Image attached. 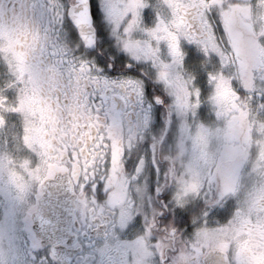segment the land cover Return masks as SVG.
<instances>
[{
    "label": "flooded vegetation",
    "instance_id": "af4514ba",
    "mask_svg": "<svg viewBox=\"0 0 264 264\" xmlns=\"http://www.w3.org/2000/svg\"><path fill=\"white\" fill-rule=\"evenodd\" d=\"M77 2L0 0V264H202L210 251L226 253L230 264H264V227L239 231L230 220L237 199L252 187L264 133L253 139L229 131L204 146L215 159L214 176L219 158L209 153L211 143L221 154L234 150L222 148L228 138L239 144L230 152L239 155L233 172L244 179L229 208L228 198L215 208L210 190L199 198L208 161L191 171L197 159L188 138L189 123L208 128L211 114L221 117L214 103L219 85L212 84L224 73L233 79L225 89L236 97L221 120L237 128L261 118L253 100L239 93L264 95V0H174L175 11L163 2L175 18L151 26L141 19L150 3L130 0L122 17L131 34L161 25L158 47L137 60L123 47L129 42L109 36L101 0H90L97 51L109 53V64L121 58L115 76L100 72L69 21ZM11 117L30 157L12 153ZM260 175L262 206L264 167ZM56 177L69 181L77 197L68 239L54 246L64 252L63 263L52 246H43L33 218L43 185ZM194 183L197 193L189 188ZM205 211L208 235L228 231L206 250L189 241ZM199 248V259L187 261Z\"/></svg>",
    "mask_w": 264,
    "mask_h": 264
},
{
    "label": "rangeland",
    "instance_id": "374dc122",
    "mask_svg": "<svg viewBox=\"0 0 264 264\" xmlns=\"http://www.w3.org/2000/svg\"><path fill=\"white\" fill-rule=\"evenodd\" d=\"M146 1L150 4L146 6V10L143 14V17H141L142 22L144 23L147 22V24L151 26L155 24L158 20L165 19V18L172 19V16L173 18H175V15L170 14V10L168 9V7H165L163 3V2H166L168 6L171 8V10L175 11L176 4L174 3V0H160L161 2L158 3L157 1L156 4H154L152 0H146ZM129 2L130 0L128 1L126 0H101V10H103L102 20L107 22L106 28L111 38L119 39L120 42H123V43L125 41L129 42L128 44H126V46H123V45L122 46L124 47L125 50L127 49L133 52L134 59L136 58L137 60L141 56H144V55L146 56L148 51H151V46L155 49L158 47L159 44H158V41L156 40L157 39L156 36L159 35V30H161V25H157V27L154 28V30H152L153 32L151 30H148L147 27L146 28L143 27L139 31H137L136 34H131L129 20L125 17L124 18L122 17L124 7H127L129 4L133 5L132 2L131 3ZM121 6H123V8H121ZM163 50L166 51L164 46H163ZM134 59L133 61L136 62ZM234 73H236L235 69H234L233 74ZM219 78L221 79L220 81L221 83L220 84L219 82L215 83V79H219ZM228 78L229 80L231 79V83L233 84V79L231 78V75L228 76L225 73L220 77L215 76V78L213 79L215 84L214 83L212 84L216 86L219 85L218 86L219 94L217 98L215 97L214 103L217 106H219L218 113L220 114L221 117H217L216 114L208 113V114H211L212 122L208 124V126L210 127L203 128L201 125L197 126L196 121L194 120L192 123H189L190 128L188 131L189 142L191 141L190 143H192L191 145L193 148V151L190 153V157L192 159H195V158L197 159L196 165L190 166L192 167L191 171L193 173L197 171L196 169L198 167L199 160L205 159L206 161H208V164L205 166V171L209 175L208 176L209 178L204 187L205 188L204 191L200 192L202 193V195L199 196V198L201 199V201H203L204 200L203 196L207 194L208 190H210V192L208 193L209 196L212 197L216 195L218 198V201L214 202L215 208L219 207V205H221L224 200H227V198L228 200L231 199V201L233 202L230 204L228 203L227 207L229 208L230 205L234 206V199L231 198V195H233L236 192V189L240 190V184L242 182V179H244V177L242 173L236 174V172L235 173L233 172L234 169L237 166H239L237 162V158L239 155L235 154L234 152H230V151H235V147L237 148L239 144L238 143L228 144L229 143V138H228V140L225 141V143L224 142L222 143L224 144V147L222 148L227 149L228 147H230L232 149V147L234 146V150L222 151V154H221L220 150L217 149V145H215L214 143L221 136H226L227 132L229 131L230 132L232 131L233 134L235 133V131H237L238 133H243V134L246 131V133H250L253 135L252 137L253 139L258 138L259 133H264V118H263L264 112L261 113L262 111L259 110L260 109L259 106H257V108L255 107V102H258V98L256 100V98L253 97L255 95L256 97L261 96V93L263 94L262 91H260L261 93H258V92L253 93L251 91H248V93H244V94L239 93L241 97H245V98L248 97L247 98L248 100L249 99L253 100L254 108L256 111V116H259L261 118L254 119V118L249 117L250 118L249 121L246 122L245 120H242V122L244 123L242 125H239L237 128L232 127L230 124H228L227 119L224 122L221 120V119L224 120V115L222 116V114H224L225 107L229 108L232 104L235 103L234 98L236 97V94L235 95L229 94V91L225 89L226 85L224 84V82L228 84L229 83ZM211 88L213 87L211 86ZM10 96H8L9 100H11ZM206 102L208 103L209 100H206L205 98H203V101H202L203 105H205ZM247 113L245 112V115ZM11 122L13 123L11 127V133H12V139H13L12 153L15 156H19V157L20 156L30 157V155L26 152L27 150L25 151L24 149H22L21 147L22 145H20L19 143L20 131H19L18 124H16L13 121V117H11ZM234 135H236V133ZM211 138H213L215 142L211 143V146L208 147V151L212 156L217 155L218 153V158H219L217 160V164H216L217 170L214 176L213 174L210 175L209 172L212 170L213 165L215 164L214 162L215 159L213 157L214 160L212 161L211 156L204 153V146H207L206 144H208V141L211 140ZM230 140L233 141L235 139L231 138ZM253 143H256V142L253 141ZM259 153H261V155L259 154V157H257L259 167L256 168L257 169L256 173L251 178V182H250L252 187L250 188V190L246 192L247 195L245 197L240 196V198L238 199L236 198L237 204H238V206H235V208L237 209L236 211L237 218H235L236 216L230 218V220L236 222L235 229L239 231L247 229L248 232H250L252 231V228L253 229H257V228L263 229L264 227V205L261 206L262 196L260 194L261 189H262L260 173H261V167H264V145L259 149ZM247 183H248L247 186L250 187L249 186L250 183L249 182ZM197 187H198L197 183H194L193 185L189 186V188L194 190L195 193H197L198 191ZM251 192L253 193L252 195L253 198L250 197L252 194ZM254 213L256 215L255 218H253ZM217 214L218 212L213 214V216H216ZM201 217H203L201 220L198 219L199 221L197 223L198 229L195 231V233H193L189 241L198 242L199 244H202L206 250L210 242L217 241L218 243H221L223 241L222 237L228 231L221 230L220 234L208 235V232H211V233L213 232L212 231L207 232L206 230V227L209 226V220H207L208 215L206 214V211L203 213ZM6 225H7V222H4L3 225L1 226L5 227ZM211 225H213V229H214L215 226H217V223H214ZM252 225L256 227H253ZM212 236H215L216 238H211ZM202 252L204 253V251L200 248L198 252H189L187 253L186 260L189 261L191 258H194V257H197L199 259L200 255L203 254ZM189 264H198V263L190 262Z\"/></svg>",
    "mask_w": 264,
    "mask_h": 264
},
{
    "label": "water",
    "instance_id": "95a60500",
    "mask_svg": "<svg viewBox=\"0 0 264 264\" xmlns=\"http://www.w3.org/2000/svg\"><path fill=\"white\" fill-rule=\"evenodd\" d=\"M77 1V4L69 9V21L72 22L87 49L96 47L97 32L90 10V0ZM43 190L44 195L38 200V209L33 216L34 228L42 239L43 246H52L58 262L63 263L65 262L64 252L54 246L68 239L67 235L70 234L77 197L72 184L60 177L46 182ZM202 264H230V262L226 253L210 251L203 258Z\"/></svg>",
    "mask_w": 264,
    "mask_h": 264
},
{
    "label": "snow or ice",
    "instance_id": "6c2138e0",
    "mask_svg": "<svg viewBox=\"0 0 264 264\" xmlns=\"http://www.w3.org/2000/svg\"><path fill=\"white\" fill-rule=\"evenodd\" d=\"M229 18L231 20L236 19L235 13L230 14ZM73 36L75 37V33H73ZM87 54L89 56L95 57L96 62L101 66L100 72L107 73L109 75L115 76L117 73L120 72L121 67V58L119 56H115V62L109 64V53L105 51H97V47H92L90 49H87ZM131 71L132 69H128Z\"/></svg>",
    "mask_w": 264,
    "mask_h": 264
},
{
    "label": "trees",
    "instance_id": "16d2710c",
    "mask_svg": "<svg viewBox=\"0 0 264 264\" xmlns=\"http://www.w3.org/2000/svg\"><path fill=\"white\" fill-rule=\"evenodd\" d=\"M94 11H95V14H96V20H98L99 21V19H100V13H99V10H97V7L95 6V8H94ZM100 22V21H99Z\"/></svg>",
    "mask_w": 264,
    "mask_h": 264
},
{
    "label": "built area",
    "instance_id": "2783aa9c",
    "mask_svg": "<svg viewBox=\"0 0 264 264\" xmlns=\"http://www.w3.org/2000/svg\"><path fill=\"white\" fill-rule=\"evenodd\" d=\"M257 98H258L260 105L263 104V99L261 97H257Z\"/></svg>",
    "mask_w": 264,
    "mask_h": 264
},
{
    "label": "clouds",
    "instance_id": "9594fccd",
    "mask_svg": "<svg viewBox=\"0 0 264 264\" xmlns=\"http://www.w3.org/2000/svg\"><path fill=\"white\" fill-rule=\"evenodd\" d=\"M7 252V246H6V244H5V247H4V249H3V255H5V253Z\"/></svg>",
    "mask_w": 264,
    "mask_h": 264
}]
</instances>
